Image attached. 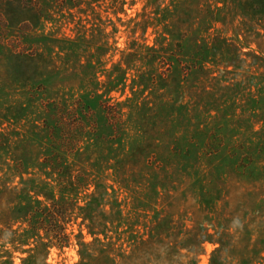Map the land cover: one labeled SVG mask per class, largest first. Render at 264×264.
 Masks as SVG:
<instances>
[{"label":"rangeland","instance_id":"374dc122","mask_svg":"<svg viewBox=\"0 0 264 264\" xmlns=\"http://www.w3.org/2000/svg\"><path fill=\"white\" fill-rule=\"evenodd\" d=\"M167 2L0 0V264H264V0Z\"/></svg>","mask_w":264,"mask_h":264},{"label":"trees","instance_id":"16d2710c","mask_svg":"<svg viewBox=\"0 0 264 264\" xmlns=\"http://www.w3.org/2000/svg\"><path fill=\"white\" fill-rule=\"evenodd\" d=\"M187 1L168 0L167 4L165 3L164 8H161L160 4L154 7L153 9L154 12L152 13L153 18L151 20L152 22H154L155 26L160 27V29L157 35L158 44L155 43L153 46L147 47L145 49L148 55L155 57L157 56L159 51H164L165 53L169 52V56L175 58L177 55H181L183 53L182 39L184 38L185 33L182 30L184 26L182 25L183 23L182 20H180V14L181 12H183L182 9L185 6V3ZM196 55L197 54L195 52L193 55L190 56V58H192V60L195 59L197 61ZM127 56L130 57L131 54H128ZM123 63H125L126 65V70L129 71V67H131L130 62H123ZM125 74H126V71L120 70V75L118 76L117 83H120V84L123 83ZM46 129H48L49 139H52L51 136L55 135L57 130L54 127L48 128L47 126H46ZM51 145L52 144L50 143L47 149H45L47 157H45V159L39 164V166H42L44 169L46 167V164L50 165L49 167L55 164V161L58 160L56 158L58 155L60 156L59 160L63 161L62 160L63 156L59 154L58 152H55L54 149L56 150V148H54ZM19 163H20V167H23V162H19ZM54 169L55 168L51 170L53 171ZM27 182L35 183L36 180L31 179L30 181H27ZM42 183H45V182H42ZM30 189H32V187ZM28 199L30 200V197ZM90 200L91 201L88 204L89 209H92V208L96 209L99 207L98 205L99 203H96L97 202L96 198H90ZM93 203H95V205ZM41 205H42L41 202H39L38 200H34L30 203H26L24 206V210H25L24 217L28 219L29 228L32 230H35L33 223L35 224L37 223L43 226L45 225L46 221H48L45 214H43V211L38 210L39 209L38 206H41ZM91 226L92 225H89V233L92 237H95V235L92 234L91 232L93 231L91 230ZM225 238H228L227 235L220 234L217 240V243L220 244V247L215 250L213 254L214 256H216L218 253H223V254L225 253L224 251H222L225 248V240H224ZM93 242H94L93 244H98L99 240L97 238H94ZM79 245L82 248L80 251L81 260L89 262L92 259V255L87 254L86 251L88 250V247L91 246L92 244L91 245L79 244Z\"/></svg>","mask_w":264,"mask_h":264}]
</instances>
